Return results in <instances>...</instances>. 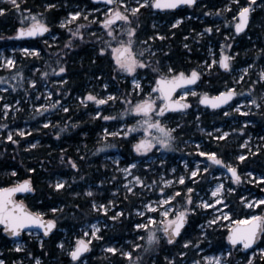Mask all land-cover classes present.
<instances>
[{"label": "trees", "instance_id": "obj_1", "mask_svg": "<svg viewBox=\"0 0 264 264\" xmlns=\"http://www.w3.org/2000/svg\"><path fill=\"white\" fill-rule=\"evenodd\" d=\"M249 2L251 1L201 0L195 7L166 13L156 12L151 5L140 7L136 14L139 21H134L136 15H131L129 23L130 28L136 29L134 34L138 39L156 36V30L152 28L154 12L168 22L160 29L164 39L154 42L160 51L153 55L147 54L145 61L148 67H142L140 74H147L154 81L160 72L167 75L169 68L185 74L195 70L201 73L200 81L210 82L207 91L211 94L219 93L225 87L235 86L239 91H247L253 99L257 98L258 93L264 90V80H261L260 73L254 75L253 72L252 75L243 77L241 83L235 84L223 67H217L213 74L215 69L205 72L206 65H202L207 59L206 50L211 41L216 48L223 46L225 54H236V68L247 64L250 66L255 60L256 65H251L252 68L260 71L264 66V3L252 11L248 30L239 35L235 32L238 6ZM261 2L262 0H255L253 4ZM50 4L53 7L49 8ZM83 7L98 9L102 6L92 0H16L15 5L11 1L0 0V9L5 10L0 13V93L2 96H9L11 103L19 102L18 109L0 113V187L30 179L35 191L22 199L31 209L57 222L56 230L48 238L24 233L21 249L15 248L14 242L0 227V260L5 264H36L37 259L41 264H78L72 260L69 252L74 244L73 231L97 216L91 208V199L104 201L110 196L112 185L105 179L112 175V171L109 169V162L104 159V147L108 145L116 148L115 151L126 161L135 158L133 146L141 133L131 132L127 136L111 137L104 132L105 129L114 130L118 126H111L104 117L116 114L119 119H123V115L118 112L120 106L110 102L97 107L86 102L89 91H101L104 80H108L111 90L117 91L118 87L121 89L119 99H127L132 92L129 74L120 71L110 55L101 53V49L109 45L127 43L129 28L122 31L111 26L110 30L103 24L99 25L103 20L101 11L89 17L90 20L96 18L95 21L84 18V12H81L73 25L61 26L63 18L72 11L80 12ZM34 14L49 26L50 34L31 39L18 38L19 29L29 26L32 22L29 15ZM177 17L182 18L181 23L170 27ZM209 27L212 28L211 32L207 31ZM199 32L204 34L200 39L197 36ZM77 33H82V37ZM228 34L234 38L225 44L223 42ZM21 48L37 49L39 54L27 56L20 52ZM10 50H14L15 64L12 67L2 66L1 56L5 53L10 55ZM62 66L66 68L63 73L59 71ZM32 81H36L35 85ZM45 86L51 88L55 102L44 101L43 95L37 97ZM131 94L136 98L135 93ZM80 97L84 99L81 101ZM31 102H34L32 107ZM41 105L46 107L39 109L38 106ZM226 110H211L196 102L195 106L186 110V114H165L164 117L172 119L170 126L174 128L169 154L175 159L187 150H194L185 146L187 139L201 140L203 150L216 152L218 158L225 163L232 161L240 173L251 170L264 177V147L257 152L240 149L244 139L253 131L263 134L264 110H261L262 116L254 117L253 121L256 123L253 126H241L240 123L229 125L230 120L237 117L233 113L229 120V116L223 115ZM136 125L137 122H134L132 127L136 128ZM218 126L229 129L230 134L213 139L205 133ZM21 132L25 134L21 135ZM10 133L12 140L7 139ZM240 151L247 153L243 160L237 159ZM170 165L171 163L166 164L167 167ZM210 177L209 172H200L197 180L188 179L166 191L175 196V203L182 208L189 196L188 188L193 189L191 195L198 190H207L215 181ZM60 178L65 181L64 187L57 189L55 184ZM251 190L264 196V180L254 184L244 181L235 185V191L227 193L226 201L232 217L241 219L253 213L264 214V204L256 209H249L241 200ZM117 198L126 209L123 217L113 221V229L110 231L112 236L124 240L139 238L140 234L144 236L145 233L134 229V222L125 217L128 210L131 213L134 206H138V197L134 194L126 196L121 190L118 191ZM53 208L57 211L53 212ZM189 209L197 210V207L192 203ZM202 213L198 209L189 214L188 225L175 244L171 245L162 235L160 243L147 252L145 261L140 264H172L173 260L175 264H183L184 260H199L203 253L217 252L230 253L227 257L228 264H248L249 260L252 264L260 263L263 255L255 254L251 257V253L264 247V235L254 250L231 248L227 242L230 227L208 228L207 237L201 236L197 227L204 220ZM102 234L109 240L107 232L103 231ZM189 240L191 243L184 246ZM139 250L141 249L134 250V254ZM199 250L204 251L199 253ZM90 258L88 264H125L117 253L107 257L94 251Z\"/></svg>", "mask_w": 264, "mask_h": 264}, {"label": "rangeland", "instance_id": "obj_2", "mask_svg": "<svg viewBox=\"0 0 264 264\" xmlns=\"http://www.w3.org/2000/svg\"><path fill=\"white\" fill-rule=\"evenodd\" d=\"M5 1V0H2ZM13 3V0H8ZM249 2L246 5H240L238 6V12H237V19L234 22L235 25L239 22V11L243 7H247L251 5L252 10H255L262 6L264 3V0H262L261 3H258L256 5L253 4V0H249ZM16 3V0H15ZM125 3L127 5V8L123 4L119 2V0H114V4L112 7L110 6H102L98 9H87L83 7L80 12H84V18H88L90 20V16L93 13H97L101 11V17L103 20L107 18L108 15H111V11L113 9L119 8L121 11H123L126 15L129 16L130 22H131V15H136V13H133L131 11L132 8H139L140 4L143 3V0H125ZM132 3V4H129ZM134 3V4H133ZM234 3V2H232ZM152 6V3L150 2L149 5L145 6ZM139 11V10H138ZM76 12V11H72ZM68 16L62 19L61 26H71L73 25L76 20L79 18H72L70 14ZM2 13V12H0ZM157 15V16H156ZM36 16V14L31 15ZM31 16L29 15V19H31ZM37 19H39L42 23L43 22L39 17L36 16ZM152 19V28L156 30V36L150 37L149 39H138V37H133V49L138 54V58L143 59L145 64V58L147 54L152 53L156 54L157 51H160L159 47H155L154 42L157 40L164 39L163 34L160 32V29L164 25H167V20H163L161 17L158 16V13L154 12ZM136 19L134 21H139V18H137V15L135 17ZM94 21L96 20L93 19ZM90 20V21H93ZM102 22H99L100 24H103ZM177 20L182 21L181 17H177L174 19L170 27H173V25H176ZM104 25V24H103ZM111 26H115L118 30L124 31L125 29H128L131 27L129 24V21L121 20L118 23H113ZM28 27V26H24ZM106 28V27H105ZM113 34V33H112ZM204 34L202 32L197 33L198 39H200ZM163 37V38H161ZM234 36L228 34L225 36V41L223 43L226 44V41H232ZM120 45V44H119ZM119 45H109V47H105L107 49L104 52H101L104 55H110L113 59L114 64L116 63V57L113 53V49L118 47ZM231 45V42H229V46ZM23 49H28V53L26 54ZM31 48H21L20 52L24 53V55L27 56H33ZM37 50V49H36ZM11 54L7 55L6 53L1 56V63L2 66L10 67L6 63L8 59H12L15 61L14 50H10ZM39 53V51H38ZM140 53H143V56H139ZM207 59L202 63V65H206L205 72H209L215 69L212 73L215 74L217 67H221L222 65L220 63L223 55L225 54L223 46H220L216 48L211 41L208 43L207 50H206ZM228 56L231 57L229 60V63L231 65L230 69H226L227 75L230 78V80H234L235 84L241 83L243 77H247L253 74L254 75L260 73L261 80H264V66L260 69V71L255 70V68H252L251 65H256V60L253 62V64H250V66L247 64L246 66H239L235 67V57L236 54H229ZM258 59V57L256 58ZM213 61H216V63H213ZM168 65V64H166ZM264 65V63L262 64ZM12 67V66H11ZM119 67V65H118ZM142 67H138L136 73H128L129 74V83L132 86V92L135 93L134 95L136 98L132 96L130 93L127 97V99H119V93L121 92V89L118 87L117 91H113L110 89V83L108 80H104L103 84L100 87V90L102 91H89L92 95L97 97V100L103 99L106 102L103 104L98 103L97 101H90L87 100L86 102L93 103L95 106L100 107V105H105L107 103L112 102L111 104L120 106V112L121 115H123V119H119V116L116 114H110L107 117H111L110 119H106L108 123L111 126H117L114 130H108L107 132L104 130L106 135H110L111 137H121V136H127L131 132H139L141 134H138L137 141L133 146L134 149V156L135 158L130 161H126L124 157L115 151L116 148H112L107 145V147H104V152H106L105 160L109 162V169L112 171V175L110 177H106L105 180H107L108 184L112 187H110V196L107 200L100 201L99 199H91V205L92 210L97 215L94 219L85 222L83 225H81L78 230L73 231V241L74 244L72 248L69 250L71 253L72 250L76 247L79 240H84L86 242H90L91 245L90 253L86 255L84 258L80 259L78 261V264H88L90 262V254L96 251L98 254L102 256L110 257L114 254H118L119 258H122L125 262V264H140L145 261V257L147 255L148 251H152L154 247L156 246L158 242L160 243V240L163 236L166 237L168 241V237L163 232V225L159 223L161 219H169L174 218L176 214L179 213V211H182L184 209H189L190 205L193 203L195 207H197V210L202 211V215L204 217V220L200 225L197 227L199 228L201 232V236L206 238L208 235V228H215V229H224L226 227H231L235 221L240 220L232 217L231 211L229 210L228 203L226 201V196L228 192L235 191V185L243 183L244 181L248 182L249 184H254L259 181H262L261 174L255 173L251 170H248L245 173H240L237 165L233 163L232 161H229V166L236 167L237 171L239 172V175L241 176V181L239 183L236 182V180L232 179L231 176H229L223 169H219L218 167L214 168V163L210 160V157L201 155V152H206L202 149L203 143L201 140H195V139H187L186 140V147H192L194 150H187L186 153L177 156V158L173 159L172 155L169 154V149L162 147L160 144H156L155 147L151 148L147 152H137L135 145L142 139H148L151 140L153 143H155V138L157 136L162 135L159 133L157 129H150L145 130L144 127L137 128L135 131H133V123L134 122H140L143 117L141 114H137L134 111H132L134 105L138 103L141 99H146L148 95L151 93L152 97L155 99L157 96L156 92H153L152 90L155 88V81H152L148 75H141L140 70ZM254 69V70H253ZM247 70V71H245ZM191 74V73H190ZM201 76V73H200ZM158 77V76H157ZM201 79V78H200ZM136 81H139L137 84ZM107 84V87L105 88L104 85ZM210 84L209 81L202 82L200 81L198 85H196L193 88H187L180 92L179 94V100L180 97L183 96V93L185 91L188 92V95L183 99L189 104L190 106L187 107V109L192 108L195 106L196 102H200V99L204 96L205 93H209L207 91V86ZM202 87L203 89L199 88ZM121 87V86H120ZM230 89H235V91H238V97L236 102L234 101L225 112H223V115L225 117H228L230 120L232 116L235 113V116L237 118L233 119V121L230 120L231 124L229 125H236L240 123L241 126L245 125H255L256 121H253L254 117L262 116L261 110H264V90L258 93L257 98L253 99L252 96H249V93L245 90H237L235 86H228L224 88V91H228ZM4 90V88H3ZM40 91V90H39ZM51 92V88L48 86H45V88L40 91L37 94V97L40 95H43V99L46 102L52 103L55 102L53 100V96H49L48 93ZM88 93V94H89ZM195 93V94H193ZM110 96L114 97L109 98ZM9 96H2L0 93V113H8L10 110L18 109L19 102L16 101L15 103L10 102ZM39 99V98H35ZM81 101L84 99V97L79 98ZM87 99V97H86ZM255 100L256 103L253 104L252 101ZM32 101V100H31ZM156 104L158 106H162V98L156 99ZM8 104L11 105L10 108H5L4 105ZM34 105V102H31V107ZM39 109H41L40 106H38ZM239 108V111L237 110ZM189 111V110H188ZM115 112V111H113ZM187 111L183 112V114H186ZM233 114V115H232ZM163 115H160L158 112L152 113V119L153 120H160L161 124L164 125L166 128L173 130L174 128L170 126V123L172 122L171 118H166ZM128 119V120H127ZM128 121H133L132 123H129ZM242 121V122H241ZM229 122V123H230ZM149 131L151 132V135L149 134ZM203 131H205L203 129ZM116 132L117 135H111V133ZM227 132L228 135L230 134V130L226 129L222 126H218L212 130L205 131V133L208 136H212L213 139H219L224 137L223 134ZM172 134V133H171ZM172 136V135H171ZM172 141V140H171ZM189 143V144H188ZM171 144V142H170ZM261 147H264V131L263 134L259 132L253 131L250 133L243 141V143L240 145V149H248L249 152H257L258 149ZM170 148V147H169ZM119 151V150H118ZM216 153V152H215ZM247 153L244 151H240L239 155L237 157L238 160L240 156H246ZM157 163V164H155ZM167 163H171L169 167L166 166ZM135 165V167H131V165ZM160 167V168H158ZM128 169L127 172L124 171V169ZM196 168L200 169V172H205L203 169L207 168L211 175L210 179L214 178L215 181L211 184V186L207 190H198L195 192V194L191 195L187 191V195H191L192 197V203L188 204L185 202V206L178 207V205L175 203L174 199L170 201L169 205H165L163 203V200L167 198V196H170L171 194L167 193V189L174 188L182 183H180V177H184V181L188 179H195L197 180L199 173L197 176L193 177L191 175L192 171L196 170ZM136 177H140V179L143 181V184H140L136 181ZM165 181H171V183H165ZM57 182L64 183L65 181L60 178ZM184 183V182H183ZM218 184H223V190L219 194L222 196L221 203L217 204L216 199L217 197L212 196V192L215 190ZM131 188L132 191H128V189ZM161 189L164 191L161 192ZM234 189V190H232ZM123 191L126 196L129 194H134L138 197V206H134L133 211L130 213H126V219L132 220L134 222V229L139 230L143 232L144 236L139 235V238L133 239L128 238L125 239L121 238H114L112 236V233L110 231L113 229V221L123 217L125 213L126 207H122L121 203L118 202L117 193L118 191ZM102 190H100L101 192ZM247 191H249V187L247 188ZM104 192V191H103ZM173 195V194H172ZM185 195V198L186 196ZM264 199V196L257 195L253 190L250 192L244 194L241 198L246 208L249 209H256V207H248L247 202L251 201L255 203V201ZM203 202H207L209 205H212L211 207H204ZM149 204H152L153 208L156 209V211H153L148 207ZM224 205H227L225 207ZM104 207H107L108 211L105 212L103 210ZM167 209L170 213L169 217L164 218L162 216L163 210ZM195 211H191L189 209L188 216L191 213H195ZM143 213V214H141ZM230 213V215H228ZM257 213H253L252 215H256ZM228 215V218L225 219L224 216ZM155 217L157 220V224L155 226L156 228V235L160 237V239L153 243L151 246L148 244L147 237L150 235V230L153 228V226L150 224L148 229L144 228H136V224H144L148 223V217ZM115 217V218H114ZM243 219V218H241ZM216 221L215 223H212V221ZM92 225H96L99 228V232L97 233L96 230L92 227ZM65 232L67 229H63ZM103 231L107 232L109 235V240L103 236ZM30 235H39L38 232H28ZM163 235V236H162ZM140 239L142 242L140 243ZM23 241L17 240L14 241V246L16 249L17 245H20L21 249L23 247ZM158 243V244H159ZM137 245H140V247H136ZM188 244H184V246H187ZM116 248V252H112L109 249L110 248ZM139 252L134 254V250ZM260 249H264V247L257 248L254 252L251 253V257H254L255 254L264 255V252H261ZM204 250H199V253H203ZM131 252L132 256L128 257L124 253ZM71 256V255H70ZM229 256V252H217V253H203L199 260H193L190 262L183 261V264H213L211 260H209V257H217L220 259L221 264H228L227 257Z\"/></svg>", "mask_w": 264, "mask_h": 264}, {"label": "snow or ice", "instance_id": "obj_3", "mask_svg": "<svg viewBox=\"0 0 264 264\" xmlns=\"http://www.w3.org/2000/svg\"><path fill=\"white\" fill-rule=\"evenodd\" d=\"M109 4H113L114 0H107ZM121 4L127 8V5L125 3V0H119ZM150 2L154 4L156 8H166V9H175L178 8L180 5H195L196 0H143V3L140 4V7H143L145 5H149ZM238 2V0H237ZM255 0H253V3ZM13 3L15 5V0H13ZM18 7V5H16ZM49 8L53 7V5H48ZM139 8H132L131 11L133 13L138 12ZM251 10V5L248 7H243L239 11V22L235 25L236 31L241 32L244 30V28L247 26L249 21V14ZM5 11L4 9H0V12ZM111 15H108L105 20H103V24L106 28H109L111 30V25L119 20L129 21L130 18L128 15H126L123 11H121L119 8L110 10ZM72 18H78L81 16V12L76 11L72 12L70 14ZM31 23L27 28L21 27L19 29V35L20 36H36L38 34H41L43 32H47L48 25L46 23H42L39 19H37L36 16H31ZM181 23L180 20H177L176 24L178 25ZM176 25H173L175 27ZM70 30V29H69ZM71 31V30H70ZM136 29L135 28H129L128 29V41L127 43H122L115 49H113V53L116 57V63L119 65V70L126 72V73H136L138 67H148L147 64H145L143 59L138 58V54L134 51L132 45H133V39ZM208 32L212 31V28L209 27L207 29ZM77 35H80L82 37V33H77ZM163 38V37H161ZM187 47V45H185ZM107 49L102 48L101 52L106 51ZM23 51L27 54L28 49H23ZM33 55H38V50L33 49L32 50ZM139 56H143V53H140ZM231 59L230 56L224 55L221 59L220 63L224 69H230L231 65L229 63V60ZM8 66H14L15 61L12 59H8L6 61ZM213 63H216V61H213ZM59 71L61 73L66 71L65 67H60ZM159 72V70H157ZM247 71V70H245ZM45 76H47V73H44ZM200 73L193 70L190 75H186L183 71H180L179 73L176 72L175 69L169 68L168 74L165 75L162 72L159 73L158 79L155 81V88L152 90L153 92L157 93V96L155 99L152 97L151 93L148 95L146 99H141L138 103H136L132 109L137 114H141L144 119H142L138 124L136 125V128L144 127L145 130L150 129H157L159 133L162 135L157 136L155 138V143H153L151 140L148 139H142L140 140L136 145V151L137 152H147L151 148L155 147L156 144H160L164 148L170 147V142L173 139L171 136V129L166 128L164 125L161 124L160 120L156 119L153 120L152 113L158 112L160 115H163V113L169 109V108H187L190 105L187 103H180L179 101H173V94L176 92L178 88H181L185 85L195 84L196 80L199 78ZM33 85H35L36 81H32ZM138 84L139 81H136ZM104 87H107V84L104 85ZM195 94V93H193ZM49 96L52 95L51 92L48 93ZM188 95V92L185 91L183 93V96L180 97V100H183ZM237 95L235 89H230L228 91L220 93L218 96L213 97L211 100L208 98L207 93L204 94V99L202 100V103L208 104L211 103L213 108L219 107L221 104H226L230 100L233 99V97ZM109 98H113L110 96ZM162 98V106H158L156 104V99ZM87 100L90 101H97L100 104L105 103L106 101L103 99L97 100V97L89 93L87 95ZM253 104L256 103L255 100L252 101ZM5 108H10L11 105L5 104ZM41 108H45V105H41ZM239 111V108L237 109ZM65 111H68L67 108H65ZM99 115V113H97ZM111 117H104V119H110ZM49 123H51L49 121ZM136 128H133L132 130L135 131ZM107 132V129H105ZM25 133L21 132V135H24ZM149 134L151 135V132L149 131ZM111 135H117L116 132L111 133ZM224 137L228 136V133L225 132L223 134ZM8 140H12V134L10 133L7 136ZM201 155L208 156L215 164H224L226 168L232 173V176L235 178L236 182L239 183L241 181V176L238 174L236 167L229 166L228 164H225V162L218 158L217 153L215 152H201ZM240 160L244 159V156L239 157ZM73 166H75V163L73 162ZM131 167H135V165H131ZM205 172L208 171L207 168L203 169ZM34 171V170H33ZM125 172L128 171V169H124ZM200 172L199 168H196V170L192 171L191 175L193 177L197 176V174ZM262 180H264V177H261ZM136 181L140 184H143V181L140 179V177H136ZM184 182V177H180V183ZM165 183H171V181H165ZM55 187L57 189L63 188L64 183L57 182L55 184ZM223 184H218L215 190L212 192V196L217 197L216 203H221L222 196L219 194L223 190ZM35 191V189L32 187L31 180L27 179L24 180L21 183H18L15 186L12 187H6V188H0V225H4V231L8 232L10 235L18 236L26 227L29 225H39L44 229V232L50 233L53 228L56 227V220L55 219H43V213L39 212H31L29 211L26 206L23 204L22 201H16L14 196L17 192H28V191ZM234 190V189H232ZM128 191H132L131 188L128 189ZM164 190L161 189V192ZM188 193L190 194L193 189L188 188ZM91 194V193H89ZM176 195H179V193H176ZM175 199L174 195L167 196L163 200V203L165 205H169L170 201ZM187 203H192V197L191 195L187 198ZM260 204H264V199H260L255 201V203L248 201L247 206L248 207H256ZM204 207H211L212 205H209L207 202H203ZM227 207V205H224ZM148 207L152 209L153 211H156L155 208H153L152 204H149ZM103 210L105 212L108 211L107 207H104ZM53 212L57 211V209L53 208ZM188 211L189 209H184L182 211H179L178 214L174 216V218L169 219H161L159 221L160 224L163 225V232L167 234L168 236V242L174 243L176 237L180 236L181 230L184 228L187 218H188ZM191 211H195V209H191ZM143 214V213H141ZM170 213L167 209L163 210L162 216L164 218L169 217ZM230 215V213L228 214ZM228 215H225L224 218L227 219ZM115 218V217H114ZM216 221H212V223H215ZM152 225L153 228L150 230V235L147 237L148 244L151 246L153 243L157 242L160 237L156 235V224L157 220L155 217H148V223L144 224H136V228H144L148 229L149 225ZM92 227L96 230V232H99V228L96 225H92ZM260 235H264V214L260 215H252L244 217L243 219L237 220L234 222V225L232 227L231 233L228 236V240L231 241L233 245H236L240 242H243V246L245 248H249L251 245H253L256 240L259 238ZM89 243L84 240H79L78 244L74 248V250L71 251L70 255L74 260H77L80 258L81 254L88 251L89 249ZM191 241H187L186 244H190ZM41 246L43 247V242L41 241ZM61 247H63V244H61ZM136 247H140V245H137ZM17 248H20V245H17ZM112 252H116V248H110L109 249ZM261 252H264V249H260ZM128 257L132 256L131 252L124 253ZM183 254V253H182ZM230 255V253H229ZM209 260L213 262V264H221V261L217 257H209ZM0 264H5L3 260H0ZM36 264H41L40 260H36ZM172 264H175V261H172ZM248 264H252V261L249 260Z\"/></svg>", "mask_w": 264, "mask_h": 264}, {"label": "water", "instance_id": "obj_4", "mask_svg": "<svg viewBox=\"0 0 264 264\" xmlns=\"http://www.w3.org/2000/svg\"><path fill=\"white\" fill-rule=\"evenodd\" d=\"M92 1H93L94 3H97V4L113 5V4H109V3L107 2V0H92ZM200 1H201V0H196V4H195V5H180L178 8H175V9L156 8V7L154 6V4H153V9H154L155 11H157V12H175V11H178L179 9H182V8H191V7H195ZM119 21H121V20H119ZM119 21H116V22H119ZM250 22H251V10H250L249 21H248L247 26L244 28L243 31H241V32H237V31H236V32H237L238 34H240V33H243L244 31H246V30L248 29L249 25H250ZM26 28H27V27H26ZM48 29H49V30H48L47 32H43V33L38 34V35H36V36H20V35H19V31H18V35H17V37L20 38V39H23V38L31 39V38H36V37H39V36H46V35L50 34V31H51L50 28H49V26H48ZM157 79H158V78H157ZM199 80H200V76H199V78L196 80V83H195V84L185 85V86H183V87H181V88H178V89L176 90V92L173 94V101H179L180 103H186L185 101H181V100H178V99H177L179 92H181L183 89L194 87L195 85L198 84ZM222 92H225V91H221L220 93H222ZM220 93H218V94H214V95H211V94H207V95H208V98L211 100L213 97L218 96ZM235 98H236V95H235V96L233 97V99L230 100L228 103H226V104H221L219 107H216V108H213L212 105H211V103H208V104L202 103V100L204 99V96L200 99V103H201V105H203L204 107H207V108H209V109H212V110H220V109H224V108L228 107V106H229V105L235 100ZM185 110H186V108H169V109H167V110L164 112V114L181 113V112H184ZM210 160H211V159H210ZM211 161H212V160H211ZM218 165L221 166L222 164H218ZM224 171H225L227 174H229L232 178H234V177L232 176V173L228 170V168H224ZM237 172H238V171H237ZM234 179H235V178H234ZM26 180H27V179H26ZM23 181H24V180H23ZM23 181H21V182H23ZM21 182H17V183H14V184H10V185H6V186H2V187H0V188L12 187V186H15V185H17L18 183H21ZM31 184H32V182H31ZM32 187H33V184H32ZM32 193H33V191H31V190L28 191V192H17V193H15L14 198H15V200L18 201V202H19V201H22L23 204L26 206V208H27L29 211L36 213V212H38V211H35V210L31 209V208L28 206V204H27V203L21 198V197H23V196L30 195V194H32ZM256 215H260V214H256ZM43 219L48 220V219H50V218H47V217H45V216L43 215ZM187 225H188V218H187V222H186L184 228L181 230V234H180V236L176 237L175 242H174V243H170L171 245L175 244V243L178 241V239L181 237V235L183 234L184 230L186 229ZM233 225H234V224H233ZM233 225L230 227L229 232H228V235H227L228 246L231 247V248L241 247L244 251H251V250H254V249L257 247V245H258V243H259V241H260L262 235H260L259 238L256 240V242H255L253 245H251L249 248H245V247L243 246V242H240V243H238V244H236V245H233V244L231 243V241L228 240V236H229V234L231 233V230H232ZM0 227L5 228L4 225H0ZM56 228H57V224H56V227L53 228V229L51 230V232H50V233H47V234L44 232V229H43L42 227H40L39 225H29V226L26 227V228H25V229H24V230H23L18 236H13V235H10L8 232H5V231H4V232H5V234H6L10 239H12L13 241H16V240H20V239H22V238H23V235H24L25 232H30V231H36V232H38L39 234H41L42 237H44V238H48V237H49V236H50V235L56 230ZM165 234H166V233H165ZM166 236H167V234H166ZM167 237H168V236H167ZM89 251H90V245H89V249H88V251L82 253L81 256H80V258H81L83 255L89 253ZM80 258H79V259H80ZM72 259H73V258H72ZM79 259H77V260H79ZM73 260H74V259H73ZM77 260H74V261H77ZM259 264H264V255H263V257L261 258V261H260Z\"/></svg>", "mask_w": 264, "mask_h": 264}, {"label": "flooded vegetation", "instance_id": "obj_5", "mask_svg": "<svg viewBox=\"0 0 264 264\" xmlns=\"http://www.w3.org/2000/svg\"><path fill=\"white\" fill-rule=\"evenodd\" d=\"M252 11H253V10H252ZM250 24H251V23H250ZM248 28H249V27H248ZM247 30H248V29H247ZM247 30H246V31H247ZM246 31H244V32H246ZM244 32H243V33H244ZM237 34H238V33H237ZM240 34H242V33H240ZM238 35H239V34H238ZM223 56H224V55H223ZM222 58H223V57H222ZM89 245H90V244H89ZM90 248H91V245H90Z\"/></svg>", "mask_w": 264, "mask_h": 264}]
</instances>
